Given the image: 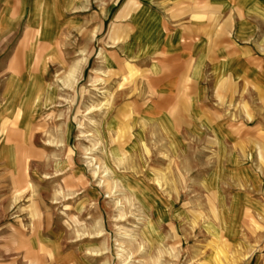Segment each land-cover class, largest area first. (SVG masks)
<instances>
[{
    "label": "crops",
    "instance_id": "0c3cea01",
    "mask_svg": "<svg viewBox=\"0 0 264 264\" xmlns=\"http://www.w3.org/2000/svg\"><path fill=\"white\" fill-rule=\"evenodd\" d=\"M90 57L143 75L140 94L118 104L131 116L103 129L125 127L136 165L172 172L161 185L150 174L118 180L166 205L159 223L182 219L197 199L234 219L227 237L239 234L240 217L264 220V0H0V145L10 125L53 107L58 84L84 78ZM16 152L0 148L1 170H17ZM28 244L49 250L54 264L72 260L65 233L36 231ZM245 247L236 264H264L259 244Z\"/></svg>",
    "mask_w": 264,
    "mask_h": 264
},
{
    "label": "rangeland",
    "instance_id": "374dc122",
    "mask_svg": "<svg viewBox=\"0 0 264 264\" xmlns=\"http://www.w3.org/2000/svg\"><path fill=\"white\" fill-rule=\"evenodd\" d=\"M141 80L140 72L124 76L90 57L84 78L70 76L58 84L61 94L53 107L31 124L24 118L10 125L9 144L2 142L0 148L15 147L18 166L0 169V264H54L49 250L29 248L36 231L47 237L67 234L69 264H236L244 245L256 243L264 251V220L240 217L235 220L239 234L227 237L226 232L235 233L232 226L225 228L234 219L216 210V203L197 199L182 219L162 224L167 216L161 200L147 203V192L125 186L129 193L118 184L124 173L141 182L150 174L159 185L172 176L170 169L148 172L135 164L126 151L125 127L115 134L103 129L110 117L124 121L131 116L132 108L118 104L140 94L136 83ZM244 109L251 117L250 108ZM87 155L110 175L100 169L93 176ZM260 161L264 164V156ZM106 178L115 183V192L99 183ZM93 238L95 248L83 249V242Z\"/></svg>",
    "mask_w": 264,
    "mask_h": 264
},
{
    "label": "bare ground",
    "instance_id": "6f19581e",
    "mask_svg": "<svg viewBox=\"0 0 264 264\" xmlns=\"http://www.w3.org/2000/svg\"><path fill=\"white\" fill-rule=\"evenodd\" d=\"M112 149V148H111ZM118 151V150H117ZM128 152V151H127ZM86 158H88L89 159V166H91L92 168H91V170H92V175L93 176H96L97 177V175H99V172H100V169H102L101 171H103V172H105V174L103 175V176H105V177H107V175L109 174L110 175V173H108L109 171L108 170H104L103 169V167L104 166H102L101 165V163L100 162H96V158L95 157H93V156H91V155H87V157ZM104 158H105V160H108V156L106 155V154H104ZM103 163V162H102ZM107 168V167H106ZM101 173V172H100ZM107 180H100L99 181V183H101V184H105L104 186L105 187H108L109 189L111 188V189H114V192H115V189H116V185H115V183H110V179L111 178H106ZM158 181V180H157ZM159 182V181H158ZM106 189V188H105ZM110 191V190H109ZM115 194V193H114ZM140 247V246H139ZM119 255H121V254H119Z\"/></svg>",
    "mask_w": 264,
    "mask_h": 264
}]
</instances>
